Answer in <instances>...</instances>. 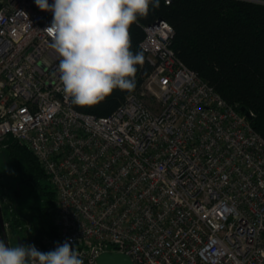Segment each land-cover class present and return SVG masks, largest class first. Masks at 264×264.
Returning <instances> with one entry per match:
<instances>
[{"label": "built area", "instance_id": "obj_1", "mask_svg": "<svg viewBox=\"0 0 264 264\" xmlns=\"http://www.w3.org/2000/svg\"><path fill=\"white\" fill-rule=\"evenodd\" d=\"M52 20L0 0V144L28 146L58 195L57 236L29 246L67 242L83 264H264V137L177 58L171 25L145 28L152 72L99 118L63 91Z\"/></svg>", "mask_w": 264, "mask_h": 264}, {"label": "trees", "instance_id": "obj_2", "mask_svg": "<svg viewBox=\"0 0 264 264\" xmlns=\"http://www.w3.org/2000/svg\"><path fill=\"white\" fill-rule=\"evenodd\" d=\"M160 19L174 29L177 58L237 112L241 113L242 108L251 112L252 127L264 137V0H159L158 8L150 5L148 15L139 17L130 28L131 51L144 56L143 64L137 65L134 89H116L96 105L73 103V108L79 113L109 117L141 90L153 70L141 46L145 28ZM2 147L21 182L40 202L36 211L39 225L19 218L13 210L19 193H10L0 173V205L4 224L13 237L9 239L11 247L18 246L23 232L40 244L54 239L58 234V195L49 174L28 146L9 137Z\"/></svg>", "mask_w": 264, "mask_h": 264}, {"label": "clouds", "instance_id": "obj_3", "mask_svg": "<svg viewBox=\"0 0 264 264\" xmlns=\"http://www.w3.org/2000/svg\"><path fill=\"white\" fill-rule=\"evenodd\" d=\"M53 13L45 28L58 57L64 93L78 106H92L116 89L135 87L142 52L131 51V26L146 17L159 0H35ZM0 264H83L80 254L65 242L54 251L35 246H6L0 240Z\"/></svg>", "mask_w": 264, "mask_h": 264}, {"label": "rangeland", "instance_id": "obj_4", "mask_svg": "<svg viewBox=\"0 0 264 264\" xmlns=\"http://www.w3.org/2000/svg\"><path fill=\"white\" fill-rule=\"evenodd\" d=\"M0 173L3 176L2 183L8 188L10 193L12 195L15 192L19 193V196L15 198L13 210L17 213L19 218H26L29 222L39 225L40 221L37 218L36 211L40 206V202L35 196L30 195L29 188L21 182L20 176L15 171V168L8 158L5 149L2 147V144H0ZM5 229L8 234V238L11 239V230L7 225H5ZM19 239L25 242V246H29L32 242L28 238L26 232L20 234ZM0 240L3 241L1 227Z\"/></svg>", "mask_w": 264, "mask_h": 264}, {"label": "water", "instance_id": "obj_5", "mask_svg": "<svg viewBox=\"0 0 264 264\" xmlns=\"http://www.w3.org/2000/svg\"><path fill=\"white\" fill-rule=\"evenodd\" d=\"M251 2H253V1H251ZM162 21H164V20L160 19V20L156 21L154 24H152L151 26H157ZM241 113L244 114L250 121H252L253 116H252L251 112L247 111L245 108H242ZM0 227H1L3 237L6 239L7 238V232L5 229V224H4V220H3L1 206H0ZM20 245L24 246L22 243H20ZM98 262H99V264H134L132 262L131 258L126 256V255L109 254V253L101 255Z\"/></svg>", "mask_w": 264, "mask_h": 264}, {"label": "flooded vegetation", "instance_id": "obj_6", "mask_svg": "<svg viewBox=\"0 0 264 264\" xmlns=\"http://www.w3.org/2000/svg\"><path fill=\"white\" fill-rule=\"evenodd\" d=\"M13 237H12V234H11V239H12ZM2 239H3V241L5 242V244H6V246H9V247H11L12 245H11V241L9 240L10 238H8V234H7V238L5 239L4 237H3V234H2ZM20 243H22L23 245H24V243L18 238V246H20ZM25 246V245H24Z\"/></svg>", "mask_w": 264, "mask_h": 264}]
</instances>
